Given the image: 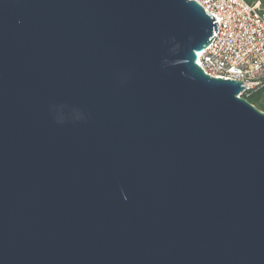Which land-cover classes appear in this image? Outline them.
<instances>
[{
	"label": "water",
	"instance_id": "1",
	"mask_svg": "<svg viewBox=\"0 0 264 264\" xmlns=\"http://www.w3.org/2000/svg\"><path fill=\"white\" fill-rule=\"evenodd\" d=\"M206 12L0 0V264H264V112L195 63Z\"/></svg>",
	"mask_w": 264,
	"mask_h": 264
},
{
	"label": "built area",
	"instance_id": "2",
	"mask_svg": "<svg viewBox=\"0 0 264 264\" xmlns=\"http://www.w3.org/2000/svg\"><path fill=\"white\" fill-rule=\"evenodd\" d=\"M218 21L215 36L195 63L215 78L243 82L245 91L264 85V8L247 0H192ZM243 92V93H244Z\"/></svg>",
	"mask_w": 264,
	"mask_h": 264
},
{
	"label": "trees",
	"instance_id": "3",
	"mask_svg": "<svg viewBox=\"0 0 264 264\" xmlns=\"http://www.w3.org/2000/svg\"><path fill=\"white\" fill-rule=\"evenodd\" d=\"M249 3L259 2L264 7V0H247ZM248 102L264 112V85L254 90L246 91L242 94Z\"/></svg>",
	"mask_w": 264,
	"mask_h": 264
},
{
	"label": "clouds",
	"instance_id": "4",
	"mask_svg": "<svg viewBox=\"0 0 264 264\" xmlns=\"http://www.w3.org/2000/svg\"><path fill=\"white\" fill-rule=\"evenodd\" d=\"M76 118L79 119V118H82V117L80 116L79 113H77V117ZM57 122L62 123L63 122V117H58Z\"/></svg>",
	"mask_w": 264,
	"mask_h": 264
},
{
	"label": "rangeland",
	"instance_id": "5",
	"mask_svg": "<svg viewBox=\"0 0 264 264\" xmlns=\"http://www.w3.org/2000/svg\"><path fill=\"white\" fill-rule=\"evenodd\" d=\"M260 4V3H259ZM260 7H262L261 5H260ZM262 8H264V7H262Z\"/></svg>",
	"mask_w": 264,
	"mask_h": 264
}]
</instances>
